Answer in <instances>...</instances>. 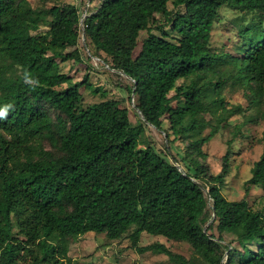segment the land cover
Returning a JSON list of instances; mask_svg holds the SVG:
<instances>
[{
	"label": "trees",
	"instance_id": "1",
	"mask_svg": "<svg viewBox=\"0 0 264 264\" xmlns=\"http://www.w3.org/2000/svg\"><path fill=\"white\" fill-rule=\"evenodd\" d=\"M224 6L257 14L242 29V51L227 59L211 46ZM82 37L131 79L141 121L134 124L117 99L84 105L81 88H100L88 74L78 81L61 68L83 62ZM229 69L264 97V0H105L83 22L74 3L0 0V107L13 106L0 119V264H65L75 238L94 232L116 240L130 231L139 252L174 264H264L263 210L221 191L229 154L218 174L202 162L220 127L203 135L206 115L219 110L206 97L227 84ZM215 103L225 118L243 112L221 96ZM146 124L187 142L181 161L142 141ZM252 186L264 191V149L247 193ZM144 232L187 242L195 254L141 246Z\"/></svg>",
	"mask_w": 264,
	"mask_h": 264
},
{
	"label": "rangeland",
	"instance_id": "2",
	"mask_svg": "<svg viewBox=\"0 0 264 264\" xmlns=\"http://www.w3.org/2000/svg\"><path fill=\"white\" fill-rule=\"evenodd\" d=\"M30 1L36 8L50 7L54 3H74L81 9L82 17L84 13H88L89 10L95 9L99 5L97 1H93L92 6L87 9L89 0ZM256 18V12L227 6L222 7L220 17L217 19L213 30L212 49L223 53L226 59L228 58L227 54L238 55L242 51V29L250 25ZM147 36V31L141 33L138 49L141 48L142 41ZM80 47L83 62L70 60L62 63L61 68L63 72L73 75L78 81H81L88 74L94 87L100 88L98 93H94L86 87L81 88L84 105L87 106L107 98L117 99L122 106L129 109L134 124L141 121L143 118L137 108L135 98L127 89L128 86H131V79L110 67L109 60L107 61L105 55L99 57L87 45L85 37H82ZM222 67L224 68V66ZM229 71L226 75L227 84L222 86L217 93L211 90L206 97V101L211 103L213 107H215V104L218 105L219 110H217L215 116L206 115L210 124L204 130L203 135H207L217 125L218 121L220 127L218 133L203 146L206 158L202 162L206 165L210 174H218L222 169L223 156L228 153L231 164L230 173L221 185L222 193L230 200H239L246 197L255 209H261L264 212V191L261 188L252 186L249 192H246V180L251 177L254 163L259 160L264 149V97H258L250 88L241 84L236 76V71H233V69H229ZM217 78V76H213V78L209 76L208 80H216ZM220 96L229 108L242 107L243 112L225 118L227 116L225 110L220 104L215 103ZM47 107L51 116L56 119V116L60 113L49 106ZM142 141L151 142L160 152L172 153L179 161L187 151L186 141L175 140L173 135L168 138L163 130L157 129L151 124H146ZM45 148L49 150L53 149V146L49 141H45ZM201 182L208 192L206 181L201 180ZM208 208H212L210 198ZM208 225L209 222L205 224V228ZM131 232L116 240L109 239L103 233L94 232H88L75 238L72 240L69 250L72 261L65 262V264H174L166 254L156 253L153 250L139 252L132 245ZM230 237L226 235L228 240ZM153 243H164L172 251L183 254L188 258L193 257L195 254L192 246L187 242L169 240L163 235L144 232L139 245L147 246Z\"/></svg>",
	"mask_w": 264,
	"mask_h": 264
},
{
	"label": "clouds",
	"instance_id": "3",
	"mask_svg": "<svg viewBox=\"0 0 264 264\" xmlns=\"http://www.w3.org/2000/svg\"><path fill=\"white\" fill-rule=\"evenodd\" d=\"M12 107L13 106L11 104L0 107V119L7 118L8 112L12 109Z\"/></svg>",
	"mask_w": 264,
	"mask_h": 264
},
{
	"label": "built area",
	"instance_id": "4",
	"mask_svg": "<svg viewBox=\"0 0 264 264\" xmlns=\"http://www.w3.org/2000/svg\"><path fill=\"white\" fill-rule=\"evenodd\" d=\"M93 1H97V2L99 3V5H100V4H101L103 1H105V0H89V1H88V4H87V9H88V7H91V6H92ZM99 5H98V6H99ZM86 11H87V10H86ZM84 14H86V16H87L88 13H84ZM86 16H85V17H86ZM85 17H84V18H85ZM84 18H83V19H84ZM82 22H83V21H82Z\"/></svg>",
	"mask_w": 264,
	"mask_h": 264
},
{
	"label": "water",
	"instance_id": "5",
	"mask_svg": "<svg viewBox=\"0 0 264 264\" xmlns=\"http://www.w3.org/2000/svg\"><path fill=\"white\" fill-rule=\"evenodd\" d=\"M86 16V14H83V17H82V21H83V18ZM214 215H215V213H214Z\"/></svg>",
	"mask_w": 264,
	"mask_h": 264
}]
</instances>
